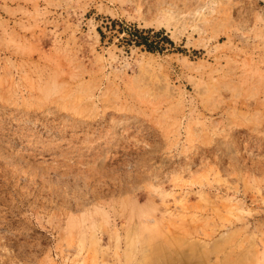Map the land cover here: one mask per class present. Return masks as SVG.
<instances>
[{"label": "rangeland", "instance_id": "1", "mask_svg": "<svg viewBox=\"0 0 264 264\" xmlns=\"http://www.w3.org/2000/svg\"><path fill=\"white\" fill-rule=\"evenodd\" d=\"M0 264H264V0H0Z\"/></svg>", "mask_w": 264, "mask_h": 264}, {"label": "trees", "instance_id": "2", "mask_svg": "<svg viewBox=\"0 0 264 264\" xmlns=\"http://www.w3.org/2000/svg\"><path fill=\"white\" fill-rule=\"evenodd\" d=\"M116 23L113 21V24ZM121 33H126L127 37L123 38V41L127 45H134L135 47H141L144 50L154 53L162 51L163 47L160 46L161 42L173 45L172 41L164 35V31H154L152 29L140 30L135 27L127 30H121Z\"/></svg>", "mask_w": 264, "mask_h": 264}, {"label": "bare ground", "instance_id": "3", "mask_svg": "<svg viewBox=\"0 0 264 264\" xmlns=\"http://www.w3.org/2000/svg\"><path fill=\"white\" fill-rule=\"evenodd\" d=\"M161 12V11H160Z\"/></svg>", "mask_w": 264, "mask_h": 264}]
</instances>
